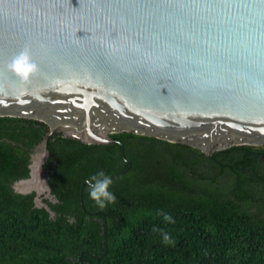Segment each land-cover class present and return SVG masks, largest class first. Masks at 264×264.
<instances>
[{
  "label": "water",
  "instance_id": "1",
  "mask_svg": "<svg viewBox=\"0 0 264 264\" xmlns=\"http://www.w3.org/2000/svg\"><path fill=\"white\" fill-rule=\"evenodd\" d=\"M26 48L40 69L29 81L7 67ZM6 116L50 128L14 190L52 216L40 196L55 198L43 167L56 133L108 145L128 132L207 156L264 147V0H0ZM35 176L42 188L18 189Z\"/></svg>",
  "mask_w": 264,
  "mask_h": 264
},
{
  "label": "trees",
  "instance_id": "2",
  "mask_svg": "<svg viewBox=\"0 0 264 264\" xmlns=\"http://www.w3.org/2000/svg\"><path fill=\"white\" fill-rule=\"evenodd\" d=\"M49 129L0 117V264H264V147L207 156L128 132L112 134L108 145L56 133L43 167L56 163L49 182L56 202L43 200L52 216L36 207L35 193L14 190L30 178L33 151ZM98 171L111 175L116 197L103 209L87 193Z\"/></svg>",
  "mask_w": 264,
  "mask_h": 264
},
{
  "label": "clouds",
  "instance_id": "3",
  "mask_svg": "<svg viewBox=\"0 0 264 264\" xmlns=\"http://www.w3.org/2000/svg\"><path fill=\"white\" fill-rule=\"evenodd\" d=\"M8 70L16 73L23 81H29L31 77L39 72V66L33 62L32 55L29 49L21 51L7 65ZM88 197L94 201L101 209L107 203L113 202L116 197L110 190L113 179L111 175L104 171H98L86 181ZM164 220L169 223H174L172 216L168 213H161ZM154 232H159L162 235L163 242L167 245L172 242L171 235L156 226L153 227Z\"/></svg>",
  "mask_w": 264,
  "mask_h": 264
},
{
  "label": "flooded vegetation",
  "instance_id": "4",
  "mask_svg": "<svg viewBox=\"0 0 264 264\" xmlns=\"http://www.w3.org/2000/svg\"><path fill=\"white\" fill-rule=\"evenodd\" d=\"M49 159H50V155H49V157L47 158V160L45 161L44 166L48 165V161H49ZM261 160H262V162L264 163V157H262ZM49 165H50V166H48L47 169L44 170V179L47 178V179H48V183L50 182V175H53L54 172H55L56 163H55V162H50ZM49 186H50V184H49ZM50 189H51V188H50ZM35 194H36V193H35ZM40 197L42 198V200L47 199V200H49V201L52 200L53 202H55V201H54L55 198H54V199H51V198L48 199V198H46V193H44V194L41 195ZM35 198H36V197H35ZM35 205H36V202H35Z\"/></svg>",
  "mask_w": 264,
  "mask_h": 264
},
{
  "label": "bare ground",
  "instance_id": "5",
  "mask_svg": "<svg viewBox=\"0 0 264 264\" xmlns=\"http://www.w3.org/2000/svg\"><path fill=\"white\" fill-rule=\"evenodd\" d=\"M40 156V154H38V157ZM42 188V184L40 183V179L38 176H35L34 180L31 181L30 183L26 184V183H21L20 185H18V189L20 191H27L30 188Z\"/></svg>",
  "mask_w": 264,
  "mask_h": 264
},
{
  "label": "rangeland",
  "instance_id": "6",
  "mask_svg": "<svg viewBox=\"0 0 264 264\" xmlns=\"http://www.w3.org/2000/svg\"><path fill=\"white\" fill-rule=\"evenodd\" d=\"M40 182L42 183V180H40Z\"/></svg>",
  "mask_w": 264,
  "mask_h": 264
}]
</instances>
